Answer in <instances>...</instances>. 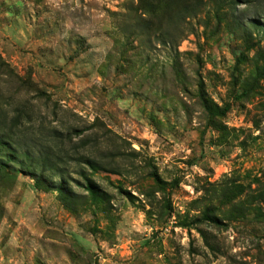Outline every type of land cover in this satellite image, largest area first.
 <instances>
[{
    "label": "rangeland",
    "instance_id": "obj_1",
    "mask_svg": "<svg viewBox=\"0 0 264 264\" xmlns=\"http://www.w3.org/2000/svg\"><path fill=\"white\" fill-rule=\"evenodd\" d=\"M156 5L0 0V264H264V0Z\"/></svg>",
    "mask_w": 264,
    "mask_h": 264
},
{
    "label": "trees",
    "instance_id": "obj_2",
    "mask_svg": "<svg viewBox=\"0 0 264 264\" xmlns=\"http://www.w3.org/2000/svg\"><path fill=\"white\" fill-rule=\"evenodd\" d=\"M143 2H144L143 0H140V6L142 4V6H143L142 10L144 12H146L147 14H150L152 16L154 14H156V8H157V5H158V4L156 5V0H151V1H149L148 3H146L144 5H143ZM147 22L148 23L146 24V28H147L148 32L152 33L153 32V28H154V23L152 21H147ZM140 26H142V25H140ZM0 168H1V165H0ZM42 183H43V177H39V178L36 179V184L38 186H40ZM256 183L258 185V188H257V191H256L255 200H256V202H258L260 204H264V176L262 177V179H257ZM56 190L57 191H61L62 189L58 188Z\"/></svg>",
    "mask_w": 264,
    "mask_h": 264
}]
</instances>
